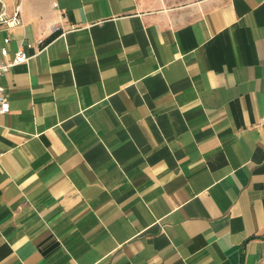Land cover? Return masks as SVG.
<instances>
[{
  "label": "crops",
  "instance_id": "crops-1",
  "mask_svg": "<svg viewBox=\"0 0 264 264\" xmlns=\"http://www.w3.org/2000/svg\"><path fill=\"white\" fill-rule=\"evenodd\" d=\"M17 1L0 264H264V0Z\"/></svg>",
  "mask_w": 264,
  "mask_h": 264
},
{
  "label": "built area",
  "instance_id": "built-area-1",
  "mask_svg": "<svg viewBox=\"0 0 264 264\" xmlns=\"http://www.w3.org/2000/svg\"><path fill=\"white\" fill-rule=\"evenodd\" d=\"M21 12V6L19 4L12 15H7L6 12L0 13V25H6L8 28L22 26L23 20ZM55 31H57V28H55ZM9 41L10 38L7 37L5 42L8 43ZM24 45L22 47L20 46L13 56H10L9 49L6 45L0 49V114L8 113L11 109L6 88L1 82L2 77L14 66L29 61L31 55L28 53V48L35 46L31 42H26Z\"/></svg>",
  "mask_w": 264,
  "mask_h": 264
},
{
  "label": "rangeland",
  "instance_id": "rangeland-1",
  "mask_svg": "<svg viewBox=\"0 0 264 264\" xmlns=\"http://www.w3.org/2000/svg\"><path fill=\"white\" fill-rule=\"evenodd\" d=\"M19 4L17 0L14 3L11 0H0V13L6 12L7 15H12Z\"/></svg>",
  "mask_w": 264,
  "mask_h": 264
},
{
  "label": "trees",
  "instance_id": "trees-1",
  "mask_svg": "<svg viewBox=\"0 0 264 264\" xmlns=\"http://www.w3.org/2000/svg\"><path fill=\"white\" fill-rule=\"evenodd\" d=\"M53 37H55V34L50 35V37H49L48 39H46V40L44 41V43L47 42V41H49V40L51 41V39H52Z\"/></svg>",
  "mask_w": 264,
  "mask_h": 264
}]
</instances>
